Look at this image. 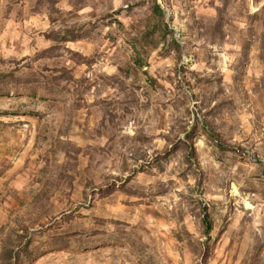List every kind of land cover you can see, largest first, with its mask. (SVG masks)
<instances>
[{
	"label": "rangeland",
	"instance_id": "1",
	"mask_svg": "<svg viewBox=\"0 0 264 264\" xmlns=\"http://www.w3.org/2000/svg\"><path fill=\"white\" fill-rule=\"evenodd\" d=\"M0 264H264V0H0Z\"/></svg>",
	"mask_w": 264,
	"mask_h": 264
},
{
	"label": "trees",
	"instance_id": "2",
	"mask_svg": "<svg viewBox=\"0 0 264 264\" xmlns=\"http://www.w3.org/2000/svg\"><path fill=\"white\" fill-rule=\"evenodd\" d=\"M156 7H157V9H158L159 12H162V10H161V8H160L159 5H157ZM203 222H204V225L206 227V234H209L210 231L212 230V224L209 221V216H208V214L206 212L204 213V220H203Z\"/></svg>",
	"mask_w": 264,
	"mask_h": 264
}]
</instances>
